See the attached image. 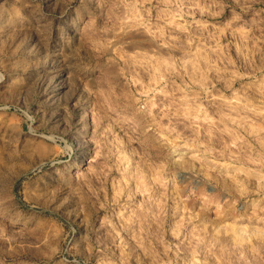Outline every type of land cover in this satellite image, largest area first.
<instances>
[{
    "label": "clouds",
    "instance_id": "1",
    "mask_svg": "<svg viewBox=\"0 0 264 264\" xmlns=\"http://www.w3.org/2000/svg\"><path fill=\"white\" fill-rule=\"evenodd\" d=\"M0 264H264V0H0Z\"/></svg>",
    "mask_w": 264,
    "mask_h": 264
}]
</instances>
